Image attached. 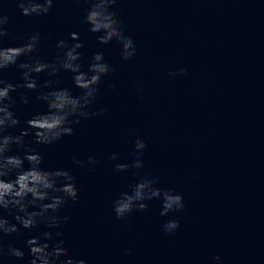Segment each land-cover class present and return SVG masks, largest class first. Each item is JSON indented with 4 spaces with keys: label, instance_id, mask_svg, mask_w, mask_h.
Masks as SVG:
<instances>
[{
    "label": "water",
    "instance_id": "95a60500",
    "mask_svg": "<svg viewBox=\"0 0 264 264\" xmlns=\"http://www.w3.org/2000/svg\"><path fill=\"white\" fill-rule=\"evenodd\" d=\"M5 11L12 36L39 31L48 38L39 53L45 61L54 60L57 41L78 32L85 69L91 55L103 51L115 70L102 77L93 101V111L107 109L103 117L82 120L73 136L37 146L43 167L70 170L77 180L80 202L69 201L60 214L67 217L60 230L70 254L88 264H216L217 255L222 264H264V0H117L114 16L136 42L130 61L121 59L115 41L98 43L83 23L85 8L73 0H56L43 17H24L11 0ZM19 43L9 37L4 46ZM181 68L185 75L168 76ZM2 78L23 82L16 67ZM36 78L38 85L48 79ZM59 79L61 87L81 94L71 73ZM20 92L11 94L21 120L9 130L14 135L33 113L46 110L38 92ZM137 137L147 144L141 174H154L157 187L181 193L183 213L161 217V203L153 200L145 212L115 218L112 201L138 178L114 166L132 161ZM114 152L115 162L109 159ZM89 156L99 163L89 165ZM173 218L181 226L168 235L162 225ZM27 238L5 236V248L13 244L27 256Z\"/></svg>",
    "mask_w": 264,
    "mask_h": 264
},
{
    "label": "clouds",
    "instance_id": "9594fccd",
    "mask_svg": "<svg viewBox=\"0 0 264 264\" xmlns=\"http://www.w3.org/2000/svg\"><path fill=\"white\" fill-rule=\"evenodd\" d=\"M10 0H0V264L7 261L22 264H88L86 259L77 258L63 247L61 225L67 217H61V211L71 201L80 202L77 180L70 170L46 169L44 157L39 147L53 145L65 136L75 134V125L92 116L103 117L107 109L93 111V101L97 96V86L102 77L111 76L114 68L104 58L103 51H96L85 69L84 44L80 42L78 32L70 34V40H59L55 43V58L47 62L40 56L42 40L48 38L35 31L28 36L14 37L9 31L11 18L5 11ZM56 0H11L24 17H43L49 15ZM85 8L83 23L88 31L97 34L101 45L115 41L121 46L120 56L123 61H130L137 55L134 39L126 35L125 22L117 19L112 11L117 0H73ZM19 40V46L5 47V39ZM26 57L25 62H20ZM16 67L22 74V83H9L2 78L4 70ZM72 74V81L81 90L80 95L60 86L61 73ZM186 68L179 73L170 71L168 76L175 78L185 75ZM46 74L48 79L38 85L39 77ZM113 90L115 84L110 86ZM27 90L38 92L36 99L46 105V110L33 113L24 121V128L18 135L9 130L21 125L18 118L12 93ZM143 86H137V92L143 99ZM24 105L29 98L20 92ZM135 135V133H130ZM32 137V139H28ZM133 157L130 163H116L114 171L132 172L137 177L129 191L119 193L112 201V209L117 220H123L134 212L148 210V202L159 200L160 216L168 217L170 213H183L186 205L181 193L173 188H160L159 178L154 174H141L144 169V154L147 144L137 137L133 143ZM16 152L17 154H12ZM109 159L113 162L120 159L112 153ZM27 162V167L25 163ZM74 164L80 161L73 159ZM89 165L99 163L93 156L87 158ZM14 219H8L5 216ZM178 218L167 219L162 230L172 235L180 229ZM45 230H41V229ZM23 229V232L21 231ZM33 230H37L33 234ZM28 234L24 248L9 244L5 248L4 237L15 236L20 239ZM216 264H222L221 256L214 257Z\"/></svg>",
    "mask_w": 264,
    "mask_h": 264
}]
</instances>
